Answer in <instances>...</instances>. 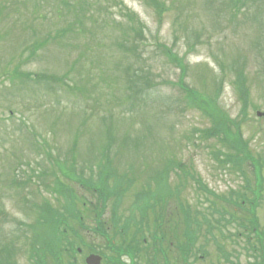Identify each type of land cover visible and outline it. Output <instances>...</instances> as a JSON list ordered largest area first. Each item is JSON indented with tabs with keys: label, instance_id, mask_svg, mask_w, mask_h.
I'll return each instance as SVG.
<instances>
[{
	"label": "rangeland",
	"instance_id": "obj_1",
	"mask_svg": "<svg viewBox=\"0 0 264 264\" xmlns=\"http://www.w3.org/2000/svg\"><path fill=\"white\" fill-rule=\"evenodd\" d=\"M29 1L32 8L29 12H24L29 3L25 7L22 0H7V3L0 4V33L6 29L12 32L0 41V205L3 209L6 207V215L11 220L28 224L34 222L26 214L29 211H25L20 204L22 185L29 183L28 180L22 183L27 178L22 166L30 175L33 169L38 173L51 163L66 161L73 155L74 140L80 139L79 130L85 131L81 134L84 137L78 150L85 158L89 156L86 150L89 145L108 144L109 141L125 142L131 147L138 144L141 146L139 154L129 147L135 155L138 154L135 156L137 161L159 154L182 156L186 160L193 158L197 177L216 192L229 195L233 189L241 188L243 180L234 171L214 169L217 164L210 154L220 143L200 137L199 130L208 127L210 122L198 111L184 108L183 93L172 85L179 81L180 70L159 53V48L170 47L180 57L188 54L185 61L189 65L186 81L198 89L212 93L213 80L224 72L220 104L232 117L240 114L241 104L231 84L234 74L230 65L234 61L244 65L252 101L262 106L264 111V81L259 74L263 62L258 54L264 51V0H244L245 10L237 15H233L230 9L231 0H161L167 4L164 17H159L155 8L146 4L150 0H118L116 5L112 0H87L94 9L95 17L103 22L102 17L108 18L116 30L113 34L105 32L98 35L90 29L85 36L91 40L89 48H76L81 52V60H78L75 50L70 55L63 48H54L53 35H50L53 43L39 53L40 58L31 54L32 43L27 41L32 36L33 41L42 40L48 33L64 29L65 25L67 27L75 21V16L72 17L63 1L50 6L51 0H43V10L39 8L40 0ZM120 1L137 16L128 20L126 13L129 12L121 8ZM6 5L8 10L5 11ZM53 7L64 9V24L59 22L61 11L53 12ZM122 10L124 18L121 17ZM142 27L141 35L138 32ZM24 31L26 35H22ZM61 42L68 50H71L69 44H74L69 40ZM119 44L123 48L135 49V53L120 50ZM192 45H195L193 51L189 50ZM88 49L92 50V56L87 55ZM26 52L32 57L30 61H27ZM136 72L142 76L141 82L132 83L133 88L129 90L130 82L126 74L132 76ZM24 73L31 75L34 84L46 82L43 78L36 79V75L60 77L67 74L73 91L63 88L56 94L51 92L57 91L54 86L46 90L44 86L30 90V82L22 80ZM149 81L158 87L149 90L139 106H130L131 96L143 82ZM77 87L79 92L74 90ZM50 93L54 94V98L52 95L50 100L44 98ZM45 102L53 104V108L38 106ZM255 113L250 110L252 119L245 128L247 139H252L253 127L264 128V121L253 119H257ZM8 126L11 128L8 129ZM35 143L41 147L38 148ZM132 151L127 155L132 157ZM124 164H119V170H125ZM58 170L69 175L65 167H58ZM150 170L149 166L146 172ZM42 193L39 192L38 199L44 196L56 203L46 191ZM186 194L189 202L194 204L193 192L188 189ZM148 201L144 198L142 203L147 204ZM258 216L264 231V204ZM0 225L4 235H7L6 231L17 230L15 223ZM231 229L233 233L234 228ZM245 244L246 240H243L233 246V255L234 250L239 254L233 257V262L249 264L243 251ZM15 251L17 256H22L19 253L22 242L17 241Z\"/></svg>",
	"mask_w": 264,
	"mask_h": 264
},
{
	"label": "trees",
	"instance_id": "obj_2",
	"mask_svg": "<svg viewBox=\"0 0 264 264\" xmlns=\"http://www.w3.org/2000/svg\"><path fill=\"white\" fill-rule=\"evenodd\" d=\"M150 1L151 5L154 6L160 17L167 11L166 2H162L161 0ZM244 3V0H231L230 9L233 10V15H237L238 13H242L244 11ZM70 10L74 13H76V11H79V13H84L87 11V8L82 6L81 2L79 4V8H77L76 5H73V9ZM76 28H78L77 23L76 25L70 24L67 28L62 29L63 31H60L70 33ZM11 33L8 31L5 32L4 30L3 33H0V41H4ZM138 34L142 35V29L138 32ZM48 45L49 43L44 45L43 42H37L32 45V48L33 51L37 52L38 50L41 51L45 49ZM255 45L257 46V44ZM119 47L125 52L130 51L133 54L135 53V49L128 47L123 48L122 44L119 45ZM88 53H92V50L88 49L87 54ZM159 53L165 55L170 61L175 63V66L178 69H180L181 73L179 81L173 82L172 85H174L183 93L182 95L184 98L185 107L199 111L203 117H205L210 122V126L203 128L200 133H202L201 136L203 139H214L219 141L220 144L218 150L212 153L213 158L217 163L222 164L224 167L229 165V163H232L235 171L239 172L244 178L245 185L243 188L232 190L229 198L225 196H217L212 190H210L213 200H210L207 196H205V199H199V202L203 203L204 201H207L210 202L211 205L220 207L228 204L234 205L235 209L238 210L239 213L235 210L231 211L230 209L222 208L220 211H222V213H224L226 216H220V220H226L228 222L226 225L234 224L238 228L243 227L249 236L254 234L258 236V243L254 244L250 240L249 248H246V250L251 252V256H260V259L256 257L254 264H262L261 260L264 258V233L260 230L257 211L258 208L263 205L261 200L264 196V178L263 176L261 177V174L264 173V128L259 127L258 129H255L253 127L251 129L252 139H247L245 137V124L247 126L249 120L252 119L250 110L252 109L253 111H256L261 108V106L254 104L252 101L250 81L246 71L244 70L246 67L244 65L240 66L237 61H234L230 65L234 74V79L232 80L231 84L235 90L237 101L241 104L240 114L238 117L232 118L230 114L220 105L224 72H221V74L213 80L214 90L212 93H209L207 90H199L195 86H190L188 84L186 78L188 77L189 65L185 62L184 58L179 57L172 49H169L165 46L159 48ZM258 54L263 62V65L259 70V74H262L261 78L264 81V51H261ZM81 59L82 57L80 54L78 60ZM122 74H124V72ZM141 74L145 75L143 72ZM28 76L30 79H28ZM28 76L26 75L25 77L30 82H32L31 75ZM126 77L130 82V85L128 86L129 90L133 88L132 83H139L142 79V76H140L137 72L132 76L126 74ZM56 81H58L64 87H67L70 92L73 91L70 89L71 86H69V82H71L69 75L66 74L61 79L56 77ZM157 87L158 85L151 83V81L148 83L143 82L141 87L138 88L131 96L132 103L130 106L133 108L139 106L143 100L142 97L146 94H149V90H153ZM78 132L80 139L77 138V142L80 140L82 141L84 136L82 137L81 134H85V131L79 130ZM251 140L252 144L254 141H257L258 145H251ZM135 173L137 174L136 171ZM251 176H254L255 185H252ZM193 178L195 179V176ZM108 181V179H104L105 187ZM60 185L61 182L57 179L53 186H49L45 190L52 196L57 193L62 194ZM42 210H44V208ZM46 216L47 215L45 214L43 218H46ZM62 218V216H57V219ZM204 219H207V217H204ZM255 229L256 231L254 233Z\"/></svg>",
	"mask_w": 264,
	"mask_h": 264
},
{
	"label": "flooded vegetation",
	"instance_id": "obj_3",
	"mask_svg": "<svg viewBox=\"0 0 264 264\" xmlns=\"http://www.w3.org/2000/svg\"><path fill=\"white\" fill-rule=\"evenodd\" d=\"M87 223L84 258L79 261L77 257L73 262L61 260L60 264H87V257L92 255L101 258L98 264H155L153 245L145 247L138 245V234L149 230L148 222L143 220H88ZM144 244H147V240H144ZM37 264L55 263L40 261Z\"/></svg>",
	"mask_w": 264,
	"mask_h": 264
}]
</instances>
